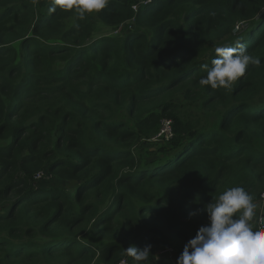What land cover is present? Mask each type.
<instances>
[{"label": "trees", "instance_id": "16d2710c", "mask_svg": "<svg viewBox=\"0 0 264 264\" xmlns=\"http://www.w3.org/2000/svg\"><path fill=\"white\" fill-rule=\"evenodd\" d=\"M142 1L81 20L0 0V264H133L124 249L147 244L175 254L148 264H176L212 196L260 201L264 0ZM236 41L260 65L231 90L200 86ZM164 119L174 136L153 141Z\"/></svg>", "mask_w": 264, "mask_h": 264}, {"label": "clouds", "instance_id": "9594fccd", "mask_svg": "<svg viewBox=\"0 0 264 264\" xmlns=\"http://www.w3.org/2000/svg\"><path fill=\"white\" fill-rule=\"evenodd\" d=\"M66 12H74L83 20L88 15L108 8L111 0H51ZM149 3V2H148ZM144 3L143 4H147ZM135 10V9H134ZM138 8L136 9V11ZM261 61L248 53L246 46L236 41L235 46L215 47L211 66L203 64L207 75L199 79L200 86L216 90H231L234 84L245 77L250 65ZM264 193V191H263ZM262 193V194H263ZM199 211V210H198ZM209 223L202 225L196 236L184 246L176 264H264V199L257 201L240 186L229 187L204 206ZM196 215V213H190ZM152 245L143 248L130 246L124 249L133 264H148L150 257L160 259L151 252Z\"/></svg>", "mask_w": 264, "mask_h": 264}, {"label": "rangeland", "instance_id": "374dc122", "mask_svg": "<svg viewBox=\"0 0 264 264\" xmlns=\"http://www.w3.org/2000/svg\"><path fill=\"white\" fill-rule=\"evenodd\" d=\"M149 1H153V0H148ZM144 2V0L142 1ZM144 3H147V2H144ZM98 37L102 38L101 36H107V35H117L120 33V28H110L108 26H103V25H100L99 29H98ZM51 175H47V178L45 180V182L43 183V185L45 186H49V185H52V184H55L57 182V179H55L53 176L50 177ZM169 254L172 258H175V254H174V250L173 249H168V250H160L157 252V255L161 258H163L165 255Z\"/></svg>", "mask_w": 264, "mask_h": 264}, {"label": "built area", "instance_id": "2783aa9c", "mask_svg": "<svg viewBox=\"0 0 264 264\" xmlns=\"http://www.w3.org/2000/svg\"><path fill=\"white\" fill-rule=\"evenodd\" d=\"M144 2L148 3V0H144ZM150 2V1H149ZM133 8L136 10L138 8V5H134ZM173 121L171 119H164L161 128L159 132L152 138L153 141H161L164 139H171L174 136V131H173ZM39 178L43 177V174H40L38 176ZM262 198L264 199V193L262 194ZM118 264H129L126 259H123L120 261Z\"/></svg>", "mask_w": 264, "mask_h": 264}]
</instances>
